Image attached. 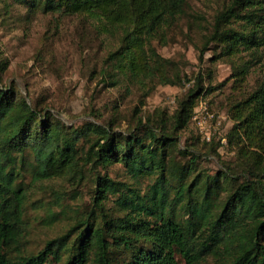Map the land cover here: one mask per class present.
I'll use <instances>...</instances> for the list:
<instances>
[{"label": "trees", "instance_id": "trees-1", "mask_svg": "<svg viewBox=\"0 0 264 264\" xmlns=\"http://www.w3.org/2000/svg\"><path fill=\"white\" fill-rule=\"evenodd\" d=\"M23 2L40 5L44 11L84 15L105 33L121 29V44L109 59L119 61V69L130 77L152 76L171 83L163 71L166 60L154 52L150 40L183 12L186 0ZM233 21L237 27H224ZM210 39L220 43L225 55H257L264 47V0H231L214 17ZM235 73L247 74L248 68L242 64ZM202 91L198 83L193 85L169 120L147 127L139 118L125 135L91 122L81 128L64 126L28 105L11 88L0 87V264H45L51 257L59 260L61 251L67 253L64 264H88L91 253L97 264H113L109 254L115 246L133 250L142 264H179L177 255L184 264H196L207 251L217 252L220 244L227 256L213 264H264V74L229 108L234 123L227 139L242 162L238 173L234 171L238 168L226 167L223 173L233 188L217 203L210 199L208 176L201 180L196 175L188 181L185 171L177 173L167 165L168 148L178 141L176 134L188 124ZM9 115L14 116L12 128ZM82 138L90 140L87 150L79 153ZM114 162L122 163L136 178L154 175L152 184L142 194L130 187L124 192L120 182L95 174L93 203L101 218L88 224L91 232L78 231L70 241L71 228L35 253L20 250L25 167L33 181H41L80 173L85 164ZM118 191L123 214L112 216L104 212L102 199ZM179 211L187 215L185 220L179 218ZM9 250L17 254L10 256Z\"/></svg>", "mask_w": 264, "mask_h": 264}, {"label": "rangeland", "instance_id": "rangeland-1", "mask_svg": "<svg viewBox=\"0 0 264 264\" xmlns=\"http://www.w3.org/2000/svg\"><path fill=\"white\" fill-rule=\"evenodd\" d=\"M230 4L231 0H186L183 12L150 40L154 52L166 60L163 71L171 83L165 84L157 77H130L119 69V61L109 59L121 44V29L109 34L84 15L44 11L23 0H0V87L11 88L28 105L64 126L81 128L91 122L126 135L139 118L147 127H155L160 119L169 120L179 100L198 83L202 95L186 127L177 132L178 141L168 148L167 165L177 173L185 171L188 181L196 175L201 180L208 176L210 199L217 203L233 188L223 173L226 167H236L238 173L242 162L236 146L227 139L234 123L229 108L264 74V47L257 55L228 56L218 41L210 39L214 17ZM228 26L238 25L233 21L225 23ZM242 64L248 73L239 75L235 72ZM7 121L12 128L14 116L9 115ZM89 140L78 142L79 153L87 150ZM98 173L120 182L124 192L130 187L142 194L154 180V175L136 178L119 162L85 164L80 173L41 181H33L25 167L20 250L35 253L47 240L71 228L70 241L78 231L89 234L88 224L101 218L93 203ZM119 193L102 199L104 212L123 214L117 203ZM178 214L181 220L187 218L181 211ZM16 254L9 250L10 256ZM225 256L220 244L217 252L207 251L196 264L217 263ZM109 257L113 264H142L133 250L116 246ZM66 258L67 253L61 251L59 260L51 257L45 264H64ZM177 261L184 264L179 255ZM88 264H97L93 253Z\"/></svg>", "mask_w": 264, "mask_h": 264}]
</instances>
